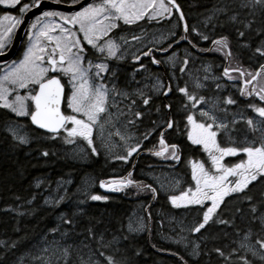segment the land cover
<instances>
[{
	"label": "snow or ice",
	"instance_id": "obj_1",
	"mask_svg": "<svg viewBox=\"0 0 264 264\" xmlns=\"http://www.w3.org/2000/svg\"><path fill=\"white\" fill-rule=\"evenodd\" d=\"M60 3L61 0H55ZM78 0H73V3ZM42 0H0V5L9 9H15L19 15L7 13L0 17V55H4L6 42L11 39V34L15 29L23 23L24 15L36 8L41 7ZM254 5L264 6V0H253ZM171 5V7H170ZM175 8L179 12L180 20H185L183 11H180V5L176 0H100L99 3H89L86 7H82L80 11L65 14L60 11H43L41 16H37L35 21L30 25V46L23 55V59L17 63L13 61L9 65V71L0 77V107L9 109L12 113L21 117H30L32 124L39 129L46 130L53 134V138L64 136L65 142L69 144L76 143L77 139L83 140L90 147L92 154L99 155L97 147L94 144L93 134L99 128L103 135L105 123L103 115L109 111L110 95H122L128 97L127 92L120 91L113 83L111 88L108 87L105 76L102 73L110 71L109 65L105 62L93 63L88 59L89 53L95 56L96 53L103 54L97 57L106 61L110 58L120 59L117 55L120 45L111 38L110 34L120 27V22L124 25H132L144 19H155L164 17ZM55 18H59V23ZM235 19V17H233ZM5 21L7 24L5 25ZM185 33L189 32L187 22L183 24ZM82 34V35H81ZM202 39L208 40L207 35L197 33ZM244 36L243 32L239 33ZM107 38V39H106ZM120 39H123L121 37ZM133 39H138L133 37ZM187 39V36L181 37ZM217 45V51L229 49L225 54L231 56L229 42L227 37L212 41ZM90 46V47H89ZM171 47V45H169ZM167 51V49H164ZM256 51L264 56V49L257 48ZM151 55V51L143 53ZM139 61L140 57H135ZM170 60L174 57H169ZM153 63H161L153 57ZM188 64V60H184V65ZM144 65H141L143 68ZM93 69L95 71L93 72ZM185 69L181 68L183 72ZM231 72H236L240 77H247L243 80L241 95L247 94L252 96L255 94L264 101V83L258 78L264 75V65L260 66V70L252 73L245 72L242 68H229L223 70V75L228 79H233ZM67 77V83L70 85V95H65V83L62 78ZM113 79L116 73L112 72ZM255 82V83H254ZM252 86L251 89L249 86ZM198 87L200 85H197ZM158 89L163 87L161 82L157 80L155 85ZM217 87H220L217 85ZM21 90H25L24 94H20ZM171 86L163 95L167 96L171 92ZM179 92L187 97L193 108L204 102V97L197 98V95L190 93L188 88L180 87ZM136 94L143 97L142 103L147 106L151 97L145 96L142 90L137 89ZM10 97H12L10 99ZM67 102V108L70 113L66 114L62 111V105ZM227 104H235L236 101L229 97ZM136 100H131V105H135ZM114 106V104L112 105ZM169 111L172 105L165 106ZM187 107V105H185ZM215 107V105L213 106ZM262 119L254 121L253 118L247 119V125L252 132L260 131L261 138L257 144L255 140L248 141L245 138L243 146H235V142L231 140L229 135L228 146H222L218 136L223 132L228 135L231 128L228 123L220 120L210 111L200 109V116L206 119L197 120L195 114H188L186 119L190 130L187 132V138L193 145L202 146L203 150L208 154L211 161V168H206L203 161L191 162V178L195 182L194 187L189 186L187 190L181 191L179 195H170L168 198L171 204L177 208L187 207L189 205L205 206L202 222H199L192 231L201 233L202 230L210 226V222L215 223L214 216L225 200L232 194L244 193L245 198L249 201L252 197L247 195L246 190H250V186L255 187L256 183L264 184V107L249 105ZM159 111V109H157ZM134 115L142 118L144 113L136 111ZM134 123V121H129ZM167 129H172L175 121L168 119L164 122ZM236 121H232L234 125ZM154 130V129H153ZM13 135L22 144L29 141L26 137L17 136L15 130L10 129ZM116 135H120L117 131ZM149 134H145V139ZM124 140L125 137L121 136ZM160 150L153 154L156 156H165L173 160L179 161L180 155L179 145L173 143L168 144L164 139V133H160L159 139ZM141 148L139 143L129 146L126 155L117 156L116 159L127 162L134 153ZM245 154L246 159L229 166L224 163L225 157H233L239 154ZM48 156L47 151L42 153ZM229 177L235 178L230 180ZM101 187H107L114 192L123 191L128 187H136L138 190H148L153 196L157 195V189L152 185H145L142 182L132 179L130 172L127 177L112 179L106 183L101 181ZM264 196V192L261 193ZM91 200L99 201L107 199L100 195H92ZM63 200V197H61ZM210 202V206L206 204ZM264 204V200L261 201ZM253 213L258 211L256 205L251 208ZM150 215V214H149ZM68 225L73 223L71 218H62ZM259 220L264 225V213L259 216ZM219 223L225 224L227 221L220 220ZM146 227L141 224V228ZM130 231L137 230L131 226ZM53 231H57L53 229ZM91 231V229H89ZM103 237H101L102 239ZM127 239V237H125ZM261 249H264V240L259 241ZM243 247V245H242ZM253 256H259L264 261V253H258L256 250L250 249ZM216 252L220 256H224V252L219 248ZM199 255V245L193 249V253ZM67 256V249H65ZM103 255V253H101ZM243 264H251L246 257H242ZM107 264H124L118 261L114 256L106 257ZM67 264V261H65Z\"/></svg>",
	"mask_w": 264,
	"mask_h": 264
},
{
	"label": "trees",
	"instance_id": "obj_2",
	"mask_svg": "<svg viewBox=\"0 0 264 264\" xmlns=\"http://www.w3.org/2000/svg\"><path fill=\"white\" fill-rule=\"evenodd\" d=\"M178 2L189 27L195 19L196 22L198 21V27L204 30L201 32L208 36V41L199 43L209 47L215 39L228 38L232 53L229 67H240L245 72H254L264 63V56L256 51L257 48L264 49V6L254 5L250 0H178ZM6 12L11 10L0 6V14ZM240 32H243L244 36H240ZM189 33L191 41L198 42L194 29L190 27ZM184 46L188 50H194L187 43H184ZM216 49L217 45L210 55L223 61L226 49L220 51ZM179 67L180 63L172 72L175 73V78L177 75L182 80ZM166 71L161 70L159 74L164 80L166 76L168 77ZM171 96L173 97L168 100L171 99L172 110L174 105L181 110L182 106L178 101L180 95L172 90ZM159 106L161 118L165 120L164 116L168 111L162 98H159ZM13 122L27 126V137L30 138L28 144H22L14 139L8 128ZM181 126L179 125L177 129ZM173 136L169 140L176 139L175 144L179 145L178 154L181 157L179 161L174 162L182 172H185V167L189 166L186 156L192 148L186 143L182 128ZM63 144L65 142L60 136L53 138V135L37 129L28 117H17L8 109L0 107V264H17L21 255L32 247L38 237L45 232H52L60 225L68 229L75 244L84 241L85 244L92 245L100 254L103 253L102 259L98 257L94 259L96 264H107L108 256H114L124 264H243L242 257H246L251 264H264L259 256L241 252L236 247V239L241 234L246 235L248 230L244 222L254 228L257 227L258 230L255 229L253 234L254 240L259 241L264 238L260 237L261 227L256 215L258 211L264 209V204H261L264 200V196L261 195L264 192V184L256 183L255 187L250 186V190H246L247 195L252 197L251 201L245 198L244 193H238L240 196L237 198L227 199L225 207L214 216L215 223L210 222V226L204 231V236H200L201 240L197 237L200 243L199 255L189 257L180 247L173 243H165L157 232L162 223L159 217L153 219L154 233L152 232L150 237L147 231L137 235L128 229V220L132 213L138 210L140 204L145 206L146 199L149 202L152 199L148 190H138L130 186L129 193H111L104 195L107 197L106 200L99 201L87 200L84 195V199L78 204L79 206H75L74 210H72L74 206H67L66 202L71 198L76 186L80 183L82 186L87 185L90 191L98 178L108 176L109 170L112 171L115 167L110 160L91 155L88 158L89 162L86 163L69 159L65 155ZM145 147L151 148L149 145ZM45 151L49 153L48 156L42 154ZM155 158L157 157L154 155L142 154L137 161L136 170L141 169L142 174L152 170L148 165L156 164ZM119 171H123V167ZM38 180L41 185L36 186ZM69 180L73 181V186L68 189ZM86 180L88 182L84 184ZM134 180L145 183L139 177ZM57 181H60L59 185ZM54 184L61 192L66 189V194L63 200L52 201V205H46L44 197L42 201L40 194L50 192L49 187ZM97 191L99 192L98 188L96 191L95 188L92 190L93 193H98ZM139 193L142 197L137 199L136 195ZM53 196L56 197L57 193L53 192ZM145 196L148 197L144 199ZM165 198L167 197L162 196L156 199L155 202L159 205L156 208L153 206L152 213L158 216V213L162 212L161 216L167 215L173 219V215L166 210L168 202L165 203ZM253 205L258 208L255 214L251 211ZM62 218H71L73 223L68 225ZM183 220L181 217L176 218V221L184 222ZM220 220L227 223L221 224ZM101 237L104 242L110 243L109 247L106 248L100 243ZM217 248L224 252V256L216 252ZM261 253H264V250Z\"/></svg>",
	"mask_w": 264,
	"mask_h": 264
},
{
	"label": "rangeland",
	"instance_id": "obj_3",
	"mask_svg": "<svg viewBox=\"0 0 264 264\" xmlns=\"http://www.w3.org/2000/svg\"><path fill=\"white\" fill-rule=\"evenodd\" d=\"M47 1H49V0H47ZM42 2H43V0H42ZM250 2H253V0H250ZM1 6L5 7L3 5H1ZM15 11H17V10H15ZM2 16L3 15H0V17H2ZM170 16H171V13L165 14L164 17H157V19H163L165 17L169 18ZM56 22L59 23L58 21H56ZM170 22L172 24L170 27L162 28V29L158 28V35L153 34L150 37V42H154V43L158 42L160 46H163L170 39H172L173 36L178 32V25H177L176 21H172L171 19H170ZM4 23L6 25L7 21H5ZM197 23H198V21L196 22V20L194 19V21L191 23L190 27L192 29H194L195 37L197 36L198 40H204V39H202L201 36L197 35V33H202L201 31H204L203 29L198 27ZM192 24L194 25V27ZM115 41L117 43L118 40H115ZM28 47L29 46L27 45V47L24 48L23 51L26 52ZM169 57H174V59L170 60ZM21 59H23V56L20 58V60ZM185 59L188 60V64L186 66L184 65ZM163 61L165 63L164 65L167 67V69H170L171 67H173V68L178 67L179 63H180L179 69H181V68L185 69L183 72L181 71L182 80H180L177 75L175 78V73L172 71L170 72V75L172 76V78L176 79V85H177V88H175L176 91L177 90L179 91L180 87H185V86L187 88L189 87L188 91L190 93L196 94L197 98L199 99V97H201V96H199L200 90L206 85V83L209 79L213 80V75L211 74L212 73V71H211L212 67L208 63L199 62L197 60V58L194 56V54L190 53L187 49L173 51V52L167 54L166 56H164ZM16 62L18 63L19 60ZM9 65L4 70L0 71V77L4 76L5 73L10 70ZM233 68H236V67H233ZM172 70H174V69H172ZM255 72L256 71H254L252 73H255ZM217 77H218V79H220L219 76H217ZM232 77H233V79H235L234 76H232ZM258 79L260 80L261 83H264V75H262ZM157 80H159L161 82L163 87H161L159 89L157 87H155ZM228 80H230V79H228ZM164 85H165V82H164L163 78H161V77L153 78V81L150 85V89H152L155 92L160 93L165 88ZM197 85H200V86L198 87ZM218 85L220 87H222L223 89L227 88V83L226 84L220 83ZM251 87L252 86L250 85L249 88L251 89ZM213 89L214 90H212L213 91L212 95H215V94L219 95L220 94V93H217L218 91H217L216 87H214ZM24 91L25 90H21L20 94L23 95ZM144 94H146V93H144ZM183 97H184L185 101H188L187 97L184 94H182L181 98H183ZM11 98L12 97H10V99ZM228 98L229 97H225V99H223V103H226ZM256 99L261 104L264 105V101H261L258 96L256 97ZM204 100H206L205 97H204ZM178 101H180V100H178ZM190 104H191V102H190ZM203 106H204L203 102L198 104L197 107H195V108H193L191 106V110L188 112V114H196V115H198V116L195 115L197 120H200V118H201L200 109H202ZM203 109L210 111V112L212 111L211 110L212 108L208 107L207 105ZM70 111L71 110L68 109V113H70ZM128 113H125L123 110L120 111V113L118 114V118L121 121L120 123H116L117 116H114V115H113V117L109 116L106 120L110 123L109 125L112 124L111 127L110 126H104L103 135H101V133L99 132L97 141L94 142L97 149L102 152V153H100L98 151L99 152L98 157L103 158V155H104L108 161L112 155L114 157V159H113L114 164H112V165L115 168L110 173H108V176L119 173V170H121L125 161L116 159V157L127 154L128 147L135 145L134 144L135 141H133V139H135L134 137H139V139H141V138L145 137V134H148L149 127L145 128V129H141V130L138 129L136 131L133 130V128L130 126V123H129V121H133V119L129 118L130 114H128ZM187 115H186V117H187ZM253 116H254V119H253L254 121H258V120L262 119L258 116V114L255 111H254ZM17 117L22 118L21 116H17ZM202 118L206 119L204 117H202ZM218 118L220 119V117H218ZM184 127L187 129V132L190 130V125H188L186 121L184 122ZM8 128H9V130L10 129L15 130L17 136L26 137L28 135L27 131H26L27 126L23 125V123H18V124L15 123V124H12L11 126H9ZM117 131H119L120 135H116ZM10 132L12 133V131H10ZM258 134H259V137H257V138H256V135L253 136V138H250V137H246V138L248 141L255 140L258 144L260 142L261 132L258 131ZM12 135H13V133H12ZM63 135L65 136L66 134L63 133ZM93 135H97V134L94 132ZM225 135L222 138L224 139V141H229L230 133L227 136H225ZM121 136H124L125 139L122 140ZM14 137L16 138V136H14ZM26 138H28V137H26ZM218 138H219V136H218ZM231 139L235 140L234 142L237 143L238 146H243L245 144V139H243V137L237 138L234 135V136H231ZM63 149L66 153L65 155L69 159H72L76 162H80L83 160V158H86L88 156V153L86 151H89V147H87V143H85V142H83V146H78V147L75 146V144L65 143ZM167 157H169V155H167V154L165 156H162V159H164V160H162V163H164V168H159V167L151 168L152 170L143 173V176H146L147 179H149L152 183H154V185H156L159 188L160 193L163 197H166L167 195L170 196L173 194L179 195L180 194L179 192H181V190L183 189L182 187L184 186V183H185V178L182 176V174H178L177 169L175 168V166L173 164L174 162H172V165H168V164L165 165ZM131 158L132 157H130L129 160ZM191 162L192 161L190 160V162L188 163L190 165V174L192 172ZM196 162H201V161L197 160ZM209 164L211 165L210 159H209ZM231 165H229V166H231ZM102 178H104V177H102ZM60 181H57L58 185H59ZM97 181H96V183H97ZM87 182L88 181L86 180L84 182V184H86ZM38 183H36L37 186L41 184L40 181ZM194 185H195V182L192 181V187H194ZM54 188H57V190H58L59 187L56 184L49 187V191L52 193L47 195L46 198L44 199V201L47 204H51L52 201H59L60 200V199H58L57 196L56 197L53 196ZM129 188L130 187L123 190L125 192H122L121 194H124L127 191L129 193ZM88 189H89V187L87 185L82 186L81 183L78 186H76L74 188V191L72 192L73 194H72L71 198H68V201L66 202L67 206H71V207L74 206L72 208V210L75 209V206H79L78 204H80L81 201L84 199L85 193H88ZM105 190L108 191V188L103 189V191H105ZM186 190H187V188H186ZM44 193L45 192H43L42 196L44 195ZM93 195H100V196L104 197L105 193L103 195L101 193H93ZM89 197H90V195H89ZM136 197L138 199V198L142 197V194L139 193L136 195ZM42 201H43V197H42ZM166 202H167V200H166ZM143 207L144 206L142 204H140V207L138 208V210L134 211L132 213V216L129 217V222H128L129 228L131 226L133 229H137V230H133V232L144 233L147 230V219H146V215L144 213ZM261 209H263V208H261ZM166 210L167 211L171 210V208L168 207ZM189 213H190L189 209L185 208V209L179 211V216L181 218H185L186 215L188 216ZM262 213H264V209L257 212L256 215H258V220H259V216ZM161 214H162V212L158 213V217L161 220L160 223L161 222L162 223L159 225V229L157 232L161 235L162 238L164 237L170 243H173L174 245L180 247V249L184 253H187L191 257L194 256L192 254L193 253L192 251L197 245H199V248H200V243L198 242V238H197L198 236L195 234H192V228L194 226H196L199 219H196V217H193V219H191L189 222L186 220H183L184 222H182V221H176L177 216L172 219L170 216H167V215L161 216ZM61 220L62 219H60V221ZM185 223H188L190 225V227H189V225H186ZM141 224L145 225L146 227L141 228ZM258 224H260V227H261L260 237L263 238L264 237V225L261 224L260 220L258 221ZM244 225H245V227L246 226L248 227L247 233H246V235L241 234V236H239L236 239V247L241 252L244 251L245 253H252L250 251V249L256 250L257 252L261 253V251L264 249L260 248L259 241L264 240V238L259 240V241L252 239L251 236L255 233L254 230L255 229H256V231L258 230L257 227L254 228L251 225L247 224L246 222H244ZM63 227L60 225L56 229L57 231H52V232L50 231V232L43 233V235L41 237H38V239L32 245V247L26 253H23L21 255V257L18 259V261L16 263L17 264H65V261H67V264H70V263L71 264H91V263L96 264V262H94V259L96 257L101 258L100 252L95 250L92 247V245L85 244L84 241H82V242L79 241L75 244V242H73V240L71 239V234L69 235L68 229L66 227H64V228ZM78 236H80V235H78ZM100 243L102 245H105L104 247H106V248L110 246V243L104 242L103 239H101V238H100ZM114 244L115 243L113 242V245ZM242 245H243V247H242ZM65 249H67V256L65 255ZM98 250H100V247H98ZM93 253H96V255ZM86 254L88 256H86ZM196 256H198V255H195V257Z\"/></svg>",
	"mask_w": 264,
	"mask_h": 264
},
{
	"label": "flooded vegetation",
	"instance_id": "obj_4",
	"mask_svg": "<svg viewBox=\"0 0 264 264\" xmlns=\"http://www.w3.org/2000/svg\"><path fill=\"white\" fill-rule=\"evenodd\" d=\"M52 1H55V0H52ZM82 1L83 0H78V2L73 3V0H61V2L58 3L59 8L50 9V10H46V11H60V12H64L65 14H71L72 12L80 11L82 9V7H86L89 3H99L100 2V0H90L86 4H84L82 7L78 8L76 10H72V11L68 10L70 5H77ZM28 2H30V0H28ZM17 14L19 15L18 12H17ZM41 15H42V12L37 16H41ZM37 16H35L31 20L30 25L35 21ZM55 19H56V21H59V18H55ZM30 25L27 28V32L25 34L24 42L22 44L23 49L26 48L27 45L29 44ZM158 28H160V23H159V19H157V18L151 19V20L146 18V19L138 21L137 23H134L132 25H124L123 22H120V27L118 29H115L110 34V36L112 39L118 40L117 43L120 45V49H119V52L117 53V55L120 56L121 58L120 59L110 58L106 61H102V59H98L97 57H102L103 54H100L97 52L96 55L93 56V55H91V52L89 53L88 59H91L94 64L105 62L109 65L110 71L108 73H102V75L105 76V80L103 82L106 83L109 88H111L113 86V83H114L120 91L127 92L129 94L128 97H125L122 95H115L114 98H113V95H110L109 111H108V113L103 115V120L107 119L109 116L111 117V115L114 113H116V114L120 113L121 110L126 111L129 104H131V100L135 99L136 104L133 107L135 108L136 111H141L144 113L142 118H137L138 119V125H137V123H136V125L139 129H145V128L149 127L148 138L147 139L141 138V139H137V141H135L136 144L139 143L141 145V148L138 150V152L140 151V153H141L140 156L142 154L144 156L145 155H154L151 151L152 150L157 151L160 148L157 145H159L160 133L164 128H165V130L163 131L164 139L166 140V142L168 144L175 143V140H176L175 138L173 140H169V139L174 137L173 135H177V130L182 128L184 130V134L186 137L185 141L192 148V151H189L188 155L186 156V157H188V161L200 160V161H203L205 163L206 168H211V165L209 164L208 154L203 150L202 146L193 145L187 138V129L184 127V122L185 121L187 122V119H185V118H186V115L188 114V112H182L180 109L175 108L174 107L175 105L173 106V110L171 109L169 111L166 108L168 113H166V116H164V117L167 120L171 119V120L175 121V125L172 129H167L166 124L164 123L166 121V119L162 120V118H161L162 114L160 111L161 107L159 106V98H162L164 100L165 105L171 104L170 103L171 99H170V101L168 99L173 97V96H171L172 91L169 92V94L167 96H165V95H163V93L166 92V90L162 91V94H161L159 92H155L152 89H150V85L153 81V78L154 77L158 78L160 71L163 70V68H164L163 59H162V56L165 54L164 49H161V46L159 45L158 42H156V43L150 42V37L153 34L158 35ZM121 37H123V39H120ZM133 37H137L138 39H133ZM205 48H207V47H205ZM149 51H151V55L146 56L143 54V53L149 52ZM137 56L140 57L139 61H137L135 59V57H137ZM153 57H155V59L159 60L161 63H159V64L153 63L152 62ZM206 57H208L207 59L211 60V62H209L210 64H212L213 62L217 63V62L221 61L220 59H214V57L212 55L211 56L207 55ZM141 65H144V67L141 68ZM216 65H219V64L217 63ZM94 71H95V69H93V72ZM112 72L116 73L115 79H113V77H112ZM221 79H222L221 83L226 84V82H230V81L232 82V83H227L228 88H227V90L224 89V90H226L225 93L226 94L234 93L235 91L231 87L234 83H237L238 80L237 81L227 80L225 78H221ZM137 89H140L143 91V93H146L145 96L151 97L149 105H147V106L143 105V103H142L143 97L136 94ZM172 90H174L175 94L178 93L180 95V92L178 90L176 91V89H174V88H172ZM70 91H71V88L69 85V86H67V94L68 95L70 94ZM253 95L252 96H244V95H241V91H240V98L235 99L236 103L227 105V103H223V99H224L223 94L212 95V94L208 93L207 90H205L204 97L206 98V100H204L203 103H204V107L206 105L208 107H211L212 108L211 112L213 114H215L217 117H218V114L226 115V117H227L226 120H222V119H220V120L229 124V127L231 128L230 136L235 135L237 138L243 137V139H245L246 137L252 138V131H251L250 127L247 125L246 121L248 118H250V116L253 113L252 107H249V105H252V103L254 102V99L249 98V97H253ZM180 97H181V95H180ZM179 100L181 102V99H179ZM113 104H114V106H112ZM214 105H215V107H213ZM176 107H177V103H176ZM157 109H159V111H157ZM239 112H242V113H239ZM196 116H198V115H196ZM180 118H181V123L178 124ZM202 119L203 118L201 117L200 120H202ZM116 120H118V118ZM148 120H150L149 123H148ZM232 121H236L237 123H235L233 125ZM119 122H120V119H119ZM106 124H109V122H107ZM177 125L178 126L182 125V126H181V128L177 129V127H178ZM224 135L225 134L222 132L220 134L218 140H220L222 146H228L229 141H224V139L222 138ZM225 136H227V135H225ZM232 141H235V140H232ZM145 145H149V146H151V148H147V147H145ZM235 146H238V144L235 143ZM136 155H137V153L132 156V158L129 162H125L123 164V171H119V173L115 174V175L113 174V175H110L108 177H104V179L106 180V183L110 182L112 179H119V178L127 177L128 174L131 172L132 173V179L139 177L142 180L146 181V184L149 183L150 185H152L154 187L155 186L154 183H152L149 179H147L146 176H143V174L141 173V171H142L141 169H138V171L136 170L137 161L140 157L139 156L137 158ZM154 156L157 157V158H155L156 164L148 165V167H150V168H157V167L164 168V163H162V160H164V159H162V156H156V155H154ZM241 159H246V155L241 153L237 156L225 157L224 163L231 165V164H235V163L240 162ZM173 161H176V160H173L170 157H167L166 163H168V165H172ZM109 171L111 172V170H109ZM183 171H185V170H183ZM184 178H185V183H184V186L182 187L183 189L181 191H185L186 188H188L189 186H192L193 180L191 178V174L185 171L184 172ZM229 179L234 180L235 178L229 177ZM98 184L101 185L100 182H98ZM105 188H107V187H105ZM157 191H158V193H157L156 198L154 200L151 199L150 202L148 201V199H146V197H143L147 201V202H145L146 205L143 207L144 213L147 217L148 222L150 219L151 226L153 225V219L158 218V216H156L152 213L153 206H154V208H156L159 205V203H158V205L156 204V202H155L156 199L161 198L159 189H157ZM105 192L110 194L114 191H111L108 189V191L106 190ZM238 196H240V194L235 193V194H232L229 197H227L226 200L229 198H232V197L237 198ZM166 200L167 199L165 198V203H166ZM226 200H225V204H223L218 211L222 210L225 207ZM206 204L210 206V202H206ZM167 206L169 208H171L170 214L173 215L174 218L176 216H177V218L180 217L179 216L180 210L188 208L190 213L188 214V216L186 215V217L183 219L189 222L191 219H193V217H196V219H199L197 224L199 222H202L203 212L206 210L205 206H200V205H189L187 207L182 206V207L177 208V207L173 206L171 204V202ZM149 225H150V222H149ZM205 230L206 229L202 230L201 233H196V232L192 231V234L197 235L198 238L201 240L202 238L200 236L204 234ZM149 231H150V235L152 236V232L154 231V227L150 228ZM163 239L165 240V243L168 242L166 238L163 237ZM163 239H160V241L164 242Z\"/></svg>",
	"mask_w": 264,
	"mask_h": 264
},
{
	"label": "water",
	"instance_id": "obj_5",
	"mask_svg": "<svg viewBox=\"0 0 264 264\" xmlns=\"http://www.w3.org/2000/svg\"><path fill=\"white\" fill-rule=\"evenodd\" d=\"M88 0H84L81 4H79L78 6H75V7H80V6H82L83 4H85V2H87ZM176 3L178 4V2L176 1ZM55 6H57V4L56 3H54V2H51V1H47V0H43V2H42V4H41V7L39 8V9H36V8H34V9H32L31 11H29V12H27V15H26V17H25V21L23 22V24H22V27H21V29L19 30V33H18V36L21 34V31H22V29L23 28H25V26H26V24H27V22H28V20L30 19V18H32L35 14H37V13H39L40 11H42V10H45V9H47V8H51V7H55ZM180 11H181V9H180ZM179 13V12H178ZM28 18V19H27ZM186 21L185 20H183L182 21V23L184 24ZM184 35L185 36H187V33H185L184 32ZM18 36H17V39L16 40H18L19 38H18ZM185 40H187V39H185ZM16 46V43L14 44V46L8 51V52H5V54L4 55H0V65L1 64H4V63H6L13 55H14V52H15V47ZM229 51V50H228ZM227 59H228V57H227ZM168 86H170V85H168ZM31 120V119H30ZM34 125V124H33ZM35 127H37L36 125H34ZM38 128V127H37ZM43 130V129H42ZM46 131V130H45Z\"/></svg>",
	"mask_w": 264,
	"mask_h": 264
},
{
	"label": "bare ground",
	"instance_id": "obj_6",
	"mask_svg": "<svg viewBox=\"0 0 264 264\" xmlns=\"http://www.w3.org/2000/svg\"><path fill=\"white\" fill-rule=\"evenodd\" d=\"M59 180H60V179H59ZM69 181H70V180H69ZM72 182H73V181H72ZM38 184H39V183H38ZM40 185H41V184H40ZM38 186H39V185H38ZM40 187H41V186H40ZM128 221H129V220H128ZM128 221H127V222H128ZM128 229H129V228H128ZM127 233H128V232H127ZM128 234H129V233H128ZM168 242H169V241H168ZM186 252H187V251H186ZM95 255H96V254H95ZM188 256H189V255H188Z\"/></svg>",
	"mask_w": 264,
	"mask_h": 264
}]
</instances>
